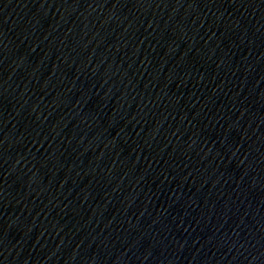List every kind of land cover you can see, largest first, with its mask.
Instances as JSON below:
<instances>
[{"label":"water","instance_id":"water-1","mask_svg":"<svg viewBox=\"0 0 264 264\" xmlns=\"http://www.w3.org/2000/svg\"><path fill=\"white\" fill-rule=\"evenodd\" d=\"M0 264H264V0H186Z\"/></svg>","mask_w":264,"mask_h":264}]
</instances>
